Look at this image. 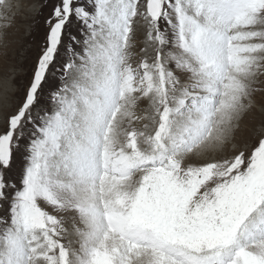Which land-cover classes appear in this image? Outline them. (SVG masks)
<instances>
[{
	"label": "snow or ice",
	"instance_id": "6c2138e0",
	"mask_svg": "<svg viewBox=\"0 0 264 264\" xmlns=\"http://www.w3.org/2000/svg\"><path fill=\"white\" fill-rule=\"evenodd\" d=\"M44 23L0 110V264H264V132L234 143L264 0H54Z\"/></svg>",
	"mask_w": 264,
	"mask_h": 264
},
{
	"label": "rangeland",
	"instance_id": "374dc122",
	"mask_svg": "<svg viewBox=\"0 0 264 264\" xmlns=\"http://www.w3.org/2000/svg\"><path fill=\"white\" fill-rule=\"evenodd\" d=\"M7 2L11 5L10 9L6 12L0 9V15L11 18V27L0 28V32H3V40L0 41V110L12 111L29 83L47 31L44 21L54 0H7ZM6 22L0 18V25ZM136 40L137 46L133 50L136 55L132 59L134 66L144 56L140 51L144 47V32L140 27H137ZM152 54L149 50V55ZM261 80H264V77H261ZM136 126L140 127L139 124ZM243 128L249 131L242 134ZM261 132H264V94L256 96V107L241 120L234 143L237 147L248 146L250 149ZM226 154H231V150H226Z\"/></svg>",
	"mask_w": 264,
	"mask_h": 264
},
{
	"label": "bare ground",
	"instance_id": "6f19581e",
	"mask_svg": "<svg viewBox=\"0 0 264 264\" xmlns=\"http://www.w3.org/2000/svg\"><path fill=\"white\" fill-rule=\"evenodd\" d=\"M252 122H253V121H252ZM243 129H244V128H243ZM243 129H242V134H246V133L249 131L248 129H244V130H243ZM254 131H256V130L254 129ZM240 132H241V131H240ZM248 134H249V133H248Z\"/></svg>",
	"mask_w": 264,
	"mask_h": 264
}]
</instances>
